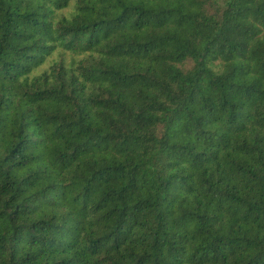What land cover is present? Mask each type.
<instances>
[{"label":"trees","instance_id":"obj_1","mask_svg":"<svg viewBox=\"0 0 264 264\" xmlns=\"http://www.w3.org/2000/svg\"><path fill=\"white\" fill-rule=\"evenodd\" d=\"M0 264H264V0H0Z\"/></svg>","mask_w":264,"mask_h":264}]
</instances>
